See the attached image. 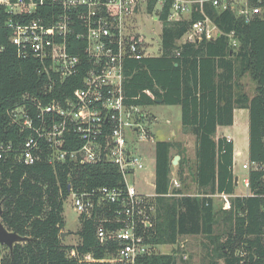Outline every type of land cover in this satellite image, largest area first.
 <instances>
[{
  "label": "trees",
  "instance_id": "1",
  "mask_svg": "<svg viewBox=\"0 0 264 264\" xmlns=\"http://www.w3.org/2000/svg\"><path fill=\"white\" fill-rule=\"evenodd\" d=\"M170 9L168 2L160 16L161 55L128 63L125 102L146 107L161 100L162 105L180 106L183 129L196 141V162L187 168L198 193L188 195L181 188L171 189L172 150L178 148L181 157L178 175L182 184L188 179L186 161L180 144L158 141L157 211L149 242L155 246L176 245L181 237L203 236L208 240L210 264H264V169L248 173V196L231 198L229 209L221 208L226 230L220 235L216 226L221 209L215 205L216 195L236 193L234 142L227 137L216 138L219 127L233 126L236 109L249 111V161L264 167V18L246 23L231 11L218 12L207 5L204 13L222 34L210 41L179 43L191 24L205 16L196 5L191 18L169 22ZM8 17L0 8V148L12 147L0 160V205L7 230L31 240L15 245L12 252L4 247L8 254L1 257L0 264H76L67 257L73 246L61 238L70 189L87 192L119 188L124 187V181L117 167L110 164L82 166L67 162L54 167L46 162L33 166L18 163L17 150L29 132L22 134L8 112L24 95L43 99L46 80L37 72L35 59L19 58L9 40L11 31L4 25ZM232 32L237 46L228 36ZM246 75L256 85L252 97L241 84ZM63 86L69 93L81 86V77L69 79ZM105 217L111 214L99 211L93 219L79 218L81 254L105 256L108 248L99 243L96 233L100 219ZM181 252L183 258L187 253ZM176 253H153L142 263L177 264Z\"/></svg>",
  "mask_w": 264,
  "mask_h": 264
},
{
  "label": "built area",
  "instance_id": "2",
  "mask_svg": "<svg viewBox=\"0 0 264 264\" xmlns=\"http://www.w3.org/2000/svg\"><path fill=\"white\" fill-rule=\"evenodd\" d=\"M168 2L169 22L191 18L196 5L205 16L191 24L181 43L210 41L222 34L204 13L207 5L218 12L231 11L246 23L264 18V0H0V8L9 14L4 25L11 31L9 40L19 58L35 59L37 72L46 80L44 100L24 95L8 112L22 134L29 132L17 150L18 163L110 164L124 181L119 188L70 189L68 198L80 217L93 219L99 211L111 214L100 219L96 231L99 243L108 248L105 256L81 254L79 242L67 251L76 264H143L146 257L158 254L159 246L149 242L157 195L140 192L135 183L138 173H146L145 179L151 174L147 145L156 147L151 130L156 117L141 106L126 104L124 86L129 62L162 53V49L153 51L154 41L147 42L136 22L148 12V17H156H150L153 23L162 24L160 16ZM234 35L228 36L237 46ZM77 77L81 86L66 92L63 83ZM11 150L1 147L0 160ZM237 161L235 156L234 168ZM242 168L248 173L264 169L249 160ZM243 183L249 189L248 177ZM173 187H180L175 179Z\"/></svg>",
  "mask_w": 264,
  "mask_h": 264
},
{
  "label": "rangeland",
  "instance_id": "3",
  "mask_svg": "<svg viewBox=\"0 0 264 264\" xmlns=\"http://www.w3.org/2000/svg\"><path fill=\"white\" fill-rule=\"evenodd\" d=\"M148 15V12H145ZM145 16L140 17V20H138L136 23L138 24V28L141 30L142 35L146 36V40L148 43H153L154 41V47L153 51L158 52L159 49H161V32H162V24L160 22L153 23V20L156 19L155 16ZM187 19V18H186ZM182 41H180L181 43ZM241 84L243 85L244 91L252 97L255 92L256 85L252 81V79L246 75L242 80ZM143 111L147 115H152L156 117V121L152 124L151 130L154 136V141L157 143L158 141H172L174 143H178L175 141H180L182 138L180 144V150L182 152L183 157L185 158L186 165H190V157L194 156V149L193 144L191 145L189 139H186V135H192L189 133H186L184 129L182 128V112L180 106H167L162 104H155L152 106H146L142 107ZM245 116L240 118V123L238 124L239 130L236 128H220V133L217 135L218 137H221V133H228L230 134L229 138L230 140H233L234 138L231 133L235 135V141H236V147L240 150V148L243 150L244 154L242 157H239L236 166H235V176L239 178V184L237 185L236 193L238 196H244L246 193H249V189L244 186L243 180L248 177V172L242 168V164L248 161V151L247 148L244 147L242 144L247 142L249 140V133L246 128H249L250 124V118H249V111H244ZM239 112H237V118L239 119ZM183 132V134H182ZM193 136V135H192ZM216 136V138H217ZM184 145L186 147L184 148ZM188 145V147H187ZM148 152H150L151 155V174H148V179H145L146 173L141 172L137 174V181L136 186L138 190L145 194H155V146L154 145H147ZM146 151V148H145ZM172 156H179L178 155V149L171 152ZM186 168L185 170H187ZM178 166H172V175L175 174V178L179 181L181 184V190L184 191V193L190 195L195 194V191L190 190V186L194 183L192 176L189 174L187 177L188 179L184 184L181 183L179 175H178ZM188 170L186 171V173ZM130 183H134L131 181ZM194 186V185H192ZM191 191V192H190ZM216 207L217 210L221 209L223 204L226 206V204H230L229 202H225L221 200V198H216ZM222 209L218 211L217 216V226H216V234L220 235L223 234L226 230V223L222 220ZM64 219H65V228L63 232L70 233L69 236L65 237V243L67 245H75L79 244L81 241L79 235L77 234L78 230L81 227L80 223V216L75 212V210L72 207L71 200L68 198L65 201L64 204ZM225 223V224H224ZM184 244V248L181 250H184L185 253H187L190 256V259L184 260L182 258V252L180 250L181 245ZM177 249V250H176ZM179 249V250H178ZM210 248L208 246V240L203 236H196L191 237H181L178 240V243L176 245H161L157 248L158 254H172L177 252L178 257V263L177 264H210V254H209ZM8 254V251L0 245V259L1 257H4ZM218 264H224L223 261H218Z\"/></svg>",
  "mask_w": 264,
  "mask_h": 264
},
{
  "label": "crops",
  "instance_id": "4",
  "mask_svg": "<svg viewBox=\"0 0 264 264\" xmlns=\"http://www.w3.org/2000/svg\"><path fill=\"white\" fill-rule=\"evenodd\" d=\"M161 35H162V32H161ZM246 109H236L235 111H234V124H233V126H230V127H219L218 128V132H217V135L220 133V128H236V129H240L239 127H238V124L240 123V118L243 116H245V113H244V111H245ZM237 112H239L240 114H239V119L236 117L237 115ZM182 128H183V126H182ZM248 131V133H249V128H246ZM182 134H183V132H182ZM186 136V139H189V141H190V143H191V145L193 144V149H194V156L193 157H190V167H192L194 164H195V162H196V141H195V137L194 136H192V135H186V134H183V136ZM221 137H229L230 136V134H226V133H221ZM231 135H233L234 136V138H232L233 139V142H234V158H235V156H236V158L237 159H239V157H237V153L238 152H240L242 155L244 154V152H243V150L240 148V150L239 149H237V145H236V141H235V135H234V133L232 134L231 133ZM221 137H218L217 136V139L218 138H221ZM183 139V138H182ZM182 139L180 140V141H175V142H178V143H181V141H182ZM167 141V140H166ZM244 147H246L247 148V151H248V160H249V140H247V142L245 143H243L242 144ZM186 147V145H184V148ZM187 147H188V145H187ZM178 148H175V149H173L172 150V152L173 151H175V150H177ZM242 155H241V157H242ZM244 164V163H243ZM187 168V165H186V163H185V169ZM188 170V169H187ZM186 170V171H187ZM189 172H187L186 173V177H188L189 176V174H188ZM234 174H235V168H234ZM191 175V174H190ZM236 175V174H235ZM175 174L173 173V175H172V179H175L176 181H178L175 177ZM237 177V176H236ZM238 178V177H237ZM178 183H179V181H178ZM238 184H239V178H238ZM179 185H180V187L179 188H181V184L179 183ZM192 185H194V186H192ZM191 186H190V190L191 191H195V194L194 195H196L198 192H197V187H196V185H195V183H193ZM172 189H178V188H172ZM236 189H237V186H236ZM190 191V192H191ZM191 194V193H190ZM191 195H193V194H191ZM236 196H238L237 194H235V195H233V196H224V195H216L215 196V200H216V198H221V200L222 201H224L225 200V202H229V199H231V198H234V197H236ZM215 205H216V202H215ZM229 207H230V204H226V206L223 204V206H222V208L225 210H227V209H229ZM191 237H195V236H191ZM190 237V238H191Z\"/></svg>",
  "mask_w": 264,
  "mask_h": 264
},
{
  "label": "water",
  "instance_id": "5",
  "mask_svg": "<svg viewBox=\"0 0 264 264\" xmlns=\"http://www.w3.org/2000/svg\"><path fill=\"white\" fill-rule=\"evenodd\" d=\"M156 104H162L161 100H157ZM181 160L180 156H175L172 161V166H178ZM238 185V178L235 177V186ZM3 209L0 205V245L9 249L10 252L13 251L15 245L29 242L31 239L27 237H22L16 232L8 231L7 228L2 223ZM70 233L63 232L61 235L62 240L69 236Z\"/></svg>",
  "mask_w": 264,
  "mask_h": 264
}]
</instances>
